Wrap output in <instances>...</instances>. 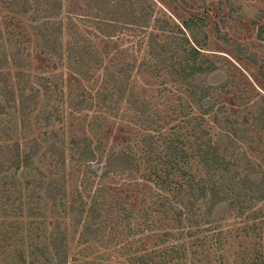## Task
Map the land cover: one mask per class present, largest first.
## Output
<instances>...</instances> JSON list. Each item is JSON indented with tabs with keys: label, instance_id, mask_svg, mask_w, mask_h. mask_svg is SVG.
<instances>
[{
	"label": "trees",
	"instance_id": "16d2710c",
	"mask_svg": "<svg viewBox=\"0 0 264 264\" xmlns=\"http://www.w3.org/2000/svg\"><path fill=\"white\" fill-rule=\"evenodd\" d=\"M9 1L10 12L19 16L26 15L28 6H31L29 0ZM33 1L32 5L36 6L38 12L31 19L39 22V25L32 29L40 38L44 49L42 54L62 59L61 52L55 50L64 30L63 21L58 20L62 15V0ZM127 2L88 0L87 16H91L90 13L95 15L93 17L97 22H94L101 26L98 30L104 37L114 36L121 27L130 25L142 24L148 29L150 17L146 16L144 20L140 17L131 19L127 14H121L120 9ZM134 5L133 2L130 7ZM163 37L165 39L160 40V34L150 33L146 61L141 65L153 64L151 67L170 73L177 92L181 94L180 108L190 110L186 115L182 112V126L177 132L169 134L165 130V120L169 116L164 117L152 111L149 101L135 95L131 88L135 64L122 66L115 72L110 67H104L100 53L83 47L87 64L106 70L112 91L118 96L117 102L130 106L138 116L142 130L138 132L134 146L122 148H108L103 142L98 144L88 139H72L68 143L63 133H44L42 138L46 151L43 158L50 161L52 168L47 167L49 173L39 169L38 176L25 182V194L19 190V185L12 183L20 196L10 197L8 190L5 195L13 203L7 204L12 207L9 216L22 219L27 214L28 222L42 219L43 206L46 211L48 209L46 203L43 205L46 199L52 203L56 229L52 233L50 245L46 243L44 247L35 246L30 236V259L26 260L24 252L20 251L17 253V264H70L64 222L58 220L66 212L69 214V209L75 221L81 222L85 217L81 226V238L84 240L106 237L113 243L118 240L119 234L109 233V229L115 227L122 228L119 233L128 241L132 239L136 243H143L144 238L155 240V246L150 249L144 246L140 250L141 255L136 258L135 264H190V248L196 250L203 247L206 252L211 249L221 251L224 244L228 243V239L223 241L225 232L222 224L227 222L231 214L235 218L247 215L252 222L247 220L240 223L243 228L237 231L255 241L247 243L248 252L245 248L244 255L249 254V257H243L240 263L264 264V163L259 165L246 152L240 153L238 150L239 144L248 143L250 137L245 124L235 120L236 116L225 106L215 111L217 102L210 98V89L206 88L202 79L210 74L217 76L219 70L214 68L206 74V60L201 61L199 50L184 48L176 36ZM259 37L264 39L262 28ZM8 42L10 52L4 64L12 66L14 81L10 84L5 81L4 86H0V96L9 87L11 90L7 102H0V117L6 114V109L14 110L21 114L23 126L34 116L37 124L49 130L53 127L52 120L42 113L43 106L40 105L41 100L48 99L51 86L45 76L31 74V62L13 35ZM224 89L225 86H220V93ZM71 106L84 109L87 103L78 100ZM212 115L213 123L221 131L217 139L206 128L207 118ZM91 126L98 131L95 124ZM1 134L0 130V140H3ZM4 134L7 141L14 144L7 147L0 145V173L5 175L13 170L29 169L41 154L42 146L33 138L30 140L32 145L26 143L22 147L17 141V129L11 128ZM69 153L72 166H84L87 174L95 177L100 172L99 182L94 185V194L87 209L86 204H72L66 208V177L64 175L61 180L58 175L67 173ZM193 160H197L200 165L201 176H195L190 171ZM126 178L139 183L140 202L135 207L128 201V195H131L128 186L122 188L120 183H109L112 179L123 181ZM17 220L20 222V219ZM208 239L211 241L208 242ZM135 255H138L137 252ZM218 257L219 263L224 264L222 256Z\"/></svg>",
	"mask_w": 264,
	"mask_h": 264
},
{
	"label": "rangeland",
	"instance_id": "374dc122",
	"mask_svg": "<svg viewBox=\"0 0 264 264\" xmlns=\"http://www.w3.org/2000/svg\"><path fill=\"white\" fill-rule=\"evenodd\" d=\"M126 1L128 2L120 9L121 14H127L131 19L140 17L144 20V17H150L148 29L142 24L130 25L121 27L114 36L104 37L98 30L101 26H97L93 17L95 15L90 13L91 16H87L88 0H62L63 10L58 20L63 21L64 30L58 47H55L56 52H61V59L42 54V43L32 29L39 25V22H33L31 19L36 11L38 12L36 6L32 5L33 0H29L31 6H28V12L24 16L10 12L9 0H0V59L3 60L0 63V86L5 81L9 84L14 81L12 66L4 64V59L10 52L8 39L13 35L24 50L25 57L31 62V74L45 76L51 86L48 97L51 100H41L40 107L43 106L42 113L51 118L53 124L51 129H43L32 116L23 126L21 114L10 109H6V114L0 117L3 138L0 145L7 147L14 144L7 141L4 134V131H11L13 128L18 130L17 141L22 147L26 143L32 145L30 140L35 138L43 149L29 169L22 168L18 172L13 170L5 175L0 173V264H17V253L20 251L24 252L26 260H29L32 242L40 247H44L46 243L50 245L52 233L56 229L52 203L44 200L43 205L46 203L48 209L46 211L43 206L44 216L38 219L39 222H28L26 212L23 221L17 217L19 222L17 218L9 216L12 207L7 204L13 203L11 198L5 195L8 190L9 196H20V192L16 193L12 183L19 185V190L25 194V182L38 176L39 169L49 173L47 167H51L50 161L43 158L46 148L42 137L46 131L65 134L68 143L72 139H88L98 144L103 142L108 148H122L134 146L138 132L142 130L138 124V116L130 106L117 102L118 96L112 91L106 70L87 64L83 47L100 53L104 67H110L115 72L122 66L135 64L131 88L137 97L150 102L152 111L164 117L169 116L165 120V130L169 134L179 130L182 126L181 116L190 110L180 108L181 94L177 92L169 72L151 67L153 64L142 67L141 64L146 61L148 38L151 32L160 34V40L165 39L163 36H176L184 48H196L201 52V61L206 60V74L214 68L219 70L217 76L210 74L202 79L206 88L210 89V98L217 102L215 111L225 106L236 116L235 120L245 124L250 134L248 143L239 144V152H246L247 156L259 165L264 163V39L259 37L261 28L264 36V0ZM133 2L136 5L130 7ZM222 85L225 89L220 93L219 88ZM10 95L9 87L8 91L0 96V102H7ZM78 100H83L87 106L84 109H74L71 104H76ZM207 119L206 128L210 130L213 138L217 139L221 131L213 123V115ZM92 123L98 131L93 129ZM70 156L69 153L67 173L58 175L61 180L64 175L66 177V208L72 204H86L87 209L94 194V185L99 182L100 172L97 177L88 175L84 166L71 165ZM97 156L101 158L100 155ZM190 171L195 176H201L202 170L197 160L192 161ZM111 182L120 183L122 188L124 185L128 186L127 190L131 193L128 195L129 203L133 207L139 205L138 181L132 182L130 178H126L123 181L112 179L109 183ZM85 216L87 218V215ZM84 219L85 217L81 222L75 221L70 209L69 214L66 212L58 219L64 222L63 230L68 240L70 264H135L136 258L141 255L140 250L155 246V240L148 238H144L143 243H136V240L132 239L128 241L120 235L121 227L109 229V233L119 234L117 242L112 243L106 237L84 240L81 238ZM247 220V215L235 218V215L231 214L227 222L222 224L225 232L223 241L228 239L223 249H211L206 252L203 247L196 250L190 248L188 262L220 264V255L224 264H241L243 257H249V254L244 255L245 248L248 252L247 243L255 241L237 231L238 228H243L240 223ZM136 252L138 255H135Z\"/></svg>",
	"mask_w": 264,
	"mask_h": 264
}]
</instances>
